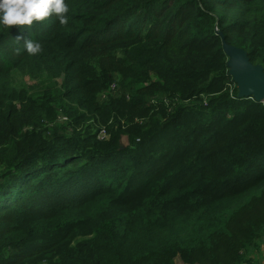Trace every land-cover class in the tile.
Here are the masks:
<instances>
[{
    "label": "trees",
    "instance_id": "1",
    "mask_svg": "<svg viewBox=\"0 0 264 264\" xmlns=\"http://www.w3.org/2000/svg\"><path fill=\"white\" fill-rule=\"evenodd\" d=\"M65 2L66 25L0 27V264H242L264 240V102L223 41L264 70V0Z\"/></svg>",
    "mask_w": 264,
    "mask_h": 264
},
{
    "label": "clouds",
    "instance_id": "2",
    "mask_svg": "<svg viewBox=\"0 0 264 264\" xmlns=\"http://www.w3.org/2000/svg\"><path fill=\"white\" fill-rule=\"evenodd\" d=\"M68 12L65 0H0V27L32 25L33 21H43L53 15L59 24L66 25ZM25 49L29 55H36L41 52L42 45L26 39Z\"/></svg>",
    "mask_w": 264,
    "mask_h": 264
},
{
    "label": "water",
    "instance_id": "3",
    "mask_svg": "<svg viewBox=\"0 0 264 264\" xmlns=\"http://www.w3.org/2000/svg\"><path fill=\"white\" fill-rule=\"evenodd\" d=\"M223 48L229 57L230 74L239 89V97H253L256 101H264V70L253 64L247 52L223 41Z\"/></svg>",
    "mask_w": 264,
    "mask_h": 264
},
{
    "label": "rangeland",
    "instance_id": "4",
    "mask_svg": "<svg viewBox=\"0 0 264 264\" xmlns=\"http://www.w3.org/2000/svg\"><path fill=\"white\" fill-rule=\"evenodd\" d=\"M12 79H13L14 85L20 86V87H22V85H25L29 88H33V87H39L41 89L55 88L62 84L61 79L51 78L50 76L46 74H42L39 77H32L30 75H24V74L18 75L17 74V75H14ZM61 126H62L61 123H55V124L48 123L47 124V128H49L50 130L57 128V127L61 128ZM122 145L123 146L128 145L127 137L123 138ZM177 262L178 264H181V261L179 258H177Z\"/></svg>",
    "mask_w": 264,
    "mask_h": 264
},
{
    "label": "crops",
    "instance_id": "5",
    "mask_svg": "<svg viewBox=\"0 0 264 264\" xmlns=\"http://www.w3.org/2000/svg\"><path fill=\"white\" fill-rule=\"evenodd\" d=\"M242 264H264V240L254 249L244 253Z\"/></svg>",
    "mask_w": 264,
    "mask_h": 264
},
{
    "label": "built area",
    "instance_id": "6",
    "mask_svg": "<svg viewBox=\"0 0 264 264\" xmlns=\"http://www.w3.org/2000/svg\"><path fill=\"white\" fill-rule=\"evenodd\" d=\"M111 90L116 92V84H113L112 87H111ZM118 90V89H117ZM156 101H154L155 103ZM264 102V101H263ZM165 103L168 105L170 104V101L168 99H165ZM62 121L63 122H66L67 121V118L66 117H63L62 118ZM107 137V128L106 127H102L99 131V138H106Z\"/></svg>",
    "mask_w": 264,
    "mask_h": 264
}]
</instances>
